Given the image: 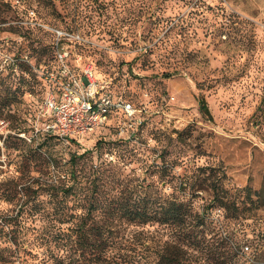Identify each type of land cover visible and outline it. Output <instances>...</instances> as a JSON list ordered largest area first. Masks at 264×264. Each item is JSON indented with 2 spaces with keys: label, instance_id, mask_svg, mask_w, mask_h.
<instances>
[{
  "label": "rangeland",
  "instance_id": "1",
  "mask_svg": "<svg viewBox=\"0 0 264 264\" xmlns=\"http://www.w3.org/2000/svg\"><path fill=\"white\" fill-rule=\"evenodd\" d=\"M54 29L76 36L61 41L76 74L93 65L142 110L135 136L113 118L79 144L34 135ZM0 120V220L14 228L15 264L23 227L32 238L83 219L106 228L115 260L125 247L140 264H264V0H0ZM151 192L189 203L203 224L189 237L123 216ZM165 248L177 261L161 262Z\"/></svg>",
  "mask_w": 264,
  "mask_h": 264
},
{
  "label": "trees",
  "instance_id": "2",
  "mask_svg": "<svg viewBox=\"0 0 264 264\" xmlns=\"http://www.w3.org/2000/svg\"><path fill=\"white\" fill-rule=\"evenodd\" d=\"M197 105L202 117L211 121L213 119L211 109L203 96L197 97ZM68 143L80 142L76 138H70ZM131 201H133L130 203L131 206L129 204L122 206L125 210L123 216L128 217L136 225H169L182 229L181 232L185 236L191 237L192 227L203 224V217L193 211L189 203L173 194L151 192L144 198L139 197ZM9 223L8 220L7 222L0 220V233H4L8 237L7 241L12 245L0 250V264H15L18 257L19 244L15 234L12 233L14 228H10ZM25 229L26 227L21 229L23 263L18 264H32L26 256L31 255L34 249L40 252L35 256L39 257L38 261L33 264H140V261L127 258L128 251L125 247L119 248L120 260H115L116 253L112 247V238L106 228L99 226L97 221L89 223L88 220L83 219L81 223H75L64 229L59 227L54 232H36L32 238L28 237ZM147 241L143 239L140 244V249L144 252L149 249ZM7 250L10 251L5 254L3 251ZM178 254L165 248L160 260L161 262L171 259L177 261Z\"/></svg>",
  "mask_w": 264,
  "mask_h": 264
},
{
  "label": "built area",
  "instance_id": "3",
  "mask_svg": "<svg viewBox=\"0 0 264 264\" xmlns=\"http://www.w3.org/2000/svg\"><path fill=\"white\" fill-rule=\"evenodd\" d=\"M53 34L57 66L41 73L46 88L31 124L34 135L41 132L65 144L70 138L82 142L107 130L113 118L120 137L135 136L143 127L142 110L122 96L112 95L93 65H84L76 74L68 63L69 51L61 45L62 40L76 36L58 29ZM5 126L0 120L1 133Z\"/></svg>",
  "mask_w": 264,
  "mask_h": 264
}]
</instances>
